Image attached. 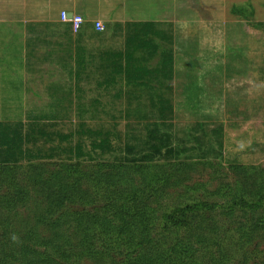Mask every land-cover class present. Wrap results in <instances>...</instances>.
I'll list each match as a JSON object with an SVG mask.
<instances>
[{
	"label": "trees",
	"instance_id": "16d2710c",
	"mask_svg": "<svg viewBox=\"0 0 264 264\" xmlns=\"http://www.w3.org/2000/svg\"><path fill=\"white\" fill-rule=\"evenodd\" d=\"M158 24L154 20L107 22L105 27L125 36L126 51L109 50L106 62L102 54V66L84 55L77 64L79 73L104 68L108 86H118L121 79L129 86L149 89L150 110L134 107L135 100L141 105L144 96L126 90L128 103L123 111L128 118L151 119L144 142L116 141L110 131L83 122L64 132L55 128L56 123L0 120V186L7 185L5 192L0 191V264H209L205 257L209 254L210 261L225 264L222 239L206 233L213 221L210 210L220 203L218 196L227 199L224 206L230 215L237 210L258 214L254 226L243 230V243L260 233L264 236V167L228 158L236 174L235 187L227 184L212 191L213 203L174 201L171 187L176 198H182L186 175L182 178L180 172L195 165L179 159L184 145L167 127L172 126L167 120L174 117L167 93L173 90L176 57L173 49L162 50L155 41L161 34ZM250 25L264 30V20H252ZM157 55L158 62L149 65ZM192 88L187 92L189 100L198 87ZM154 117L158 119L152 121ZM40 163H55L59 169L40 167ZM86 163L99 168L84 171L81 165ZM17 167H22L21 174ZM133 167L143 178L130 174ZM166 196L167 203L162 201ZM213 229L219 232L215 224ZM209 247L212 251L203 253ZM215 249L221 253L220 261L215 260Z\"/></svg>",
	"mask_w": 264,
	"mask_h": 264
},
{
	"label": "rangeland",
	"instance_id": "374dc122",
	"mask_svg": "<svg viewBox=\"0 0 264 264\" xmlns=\"http://www.w3.org/2000/svg\"><path fill=\"white\" fill-rule=\"evenodd\" d=\"M35 5L34 2L0 0V27H21L23 22L40 20L34 17ZM235 6L242 12L237 11V8L234 10ZM108 8V16L102 19L105 24V20L111 23L157 21V31L168 39L162 38L160 34V38L157 37L155 41L162 50L174 51L177 73L171 82L173 90L167 93L174 104V117L167 120V123L172 124L167 127L172 128L175 137L184 145L179 159L192 161L195 165L180 172L182 178L186 175L180 188L184 194L182 198H176L175 188L171 187L174 201L184 203L204 199L213 203L212 191L227 184L235 187L236 174L227 164L230 160L264 167V30L250 25L252 20H264V0H109ZM13 36L0 33V77H3L0 78V120L56 123L55 128L64 132L74 131L83 122L92 128L110 131L115 134L113 137L116 141L117 138L122 142L132 138L131 142L145 141L147 131L151 129V119L128 118L123 113L128 103L127 95L116 87L100 89L97 81L85 80L80 82L83 97L72 96L73 104L70 106V99L60 93V99L66 106H57V109L45 107L44 104L52 98L48 94L38 96L37 93H41L39 89L37 93L32 90L37 83L34 79L28 82L30 89L24 92L15 90L13 81H6V77H58L52 83L68 85L72 75L68 69L65 71L58 66H45L41 72L22 71L20 74L12 72L16 68L4 67L5 63L15 58L3 59V53L8 48L16 50L20 45L18 41L21 40L18 38L15 43L9 40ZM89 43H94L93 39ZM124 43L125 36L118 33L108 34L102 45L120 48ZM159 57L157 55L150 60L149 65H155ZM192 86L198 88L192 100H189L187 92L194 91ZM134 91L144 97L141 105L135 100L133 106L150 110L146 98L149 89L141 85ZM78 103L85 104L88 111L79 112ZM43 107L55 111L37 113ZM157 119L154 117L152 121ZM200 123L203 126L201 128ZM196 138L200 139V143ZM220 143L223 146L221 150ZM141 148L142 145L135 151ZM202 158L212 160H200ZM52 164L55 163H40L39 166L58 171L59 168ZM81 166L84 171L99 168V164L86 163ZM21 170L22 167H17V174H21ZM129 171L137 179L143 178L137 167ZM184 185L187 187L184 188ZM6 188L7 185H1L0 191L5 192ZM218 198L220 203L210 210L213 219L210 221L219 227V232L209 222L206 233L222 239L225 264H264L263 234L255 236L250 242L243 243L240 240L243 230L255 223L258 214L256 216L237 210L230 215L224 206L227 199ZM163 199L165 203L170 201L167 196ZM157 223L160 228L161 221L157 220ZM210 251L211 247L203 250V253L209 254ZM215 251V260L220 261L221 253L217 249ZM205 257L207 263L219 264L210 261L211 254Z\"/></svg>",
	"mask_w": 264,
	"mask_h": 264
},
{
	"label": "crops",
	"instance_id": "0c3cea01",
	"mask_svg": "<svg viewBox=\"0 0 264 264\" xmlns=\"http://www.w3.org/2000/svg\"><path fill=\"white\" fill-rule=\"evenodd\" d=\"M21 2H34L36 3L35 7V16L40 20H29L23 22L21 27H0V33L12 34L13 39H9L12 43H15V39H20L18 41V48L16 50L7 49L3 53V59L15 58V60H9L4 64V67L16 68V71L12 72H41L44 67L48 66H58L66 71L71 73L68 81V85H65L62 82L52 83L58 79V77H6V81L12 80L15 90L26 91L30 89L28 82H32L33 79L37 82L32 90H35L38 96H47L49 95L52 98L45 107H51L57 109V106H66L64 101H61L59 94L62 93L63 96L70 99V106L73 104L71 102L72 96L83 97V89L80 82L85 80L88 81H97L98 88L100 89H109L110 87H116L124 92L128 90L134 91L136 87L134 85H127L126 80L119 79L120 86H108L106 85L107 72H103L104 68L101 70L93 69L87 70L79 73V68L77 64L78 60L82 59V55L86 59L91 60L94 57L96 65L102 66L101 55L107 57V52L109 50H115L119 47L112 46L107 47L102 45L104 38L108 34H118L121 33L117 29L110 27H105V31L97 30L95 27V20L105 19L108 15L109 0H20ZM113 1V0H111ZM125 2L126 0H119ZM62 11H67L73 14H80L84 17L85 22L83 23L81 29L78 32L73 30L70 21H64L61 18ZM51 19V21H49ZM130 21V20H127ZM125 21V22H127ZM107 23L108 21L105 20ZM123 22V21H121ZM104 23V21H103ZM124 23V22H123ZM104 25H106L104 23ZM125 27L122 28V33H125ZM22 35V36H20ZM123 35V34H122ZM94 43H89L90 40ZM8 43L6 46H9ZM91 44V45H90ZM125 45V44H124ZM120 47V52L125 50V46ZM126 51V50H125ZM85 53V54H84ZM93 54V56H91ZM109 57H107L104 61ZM104 66L107 64L104 63ZM5 74L7 73L6 69ZM13 70V69H12ZM100 71V72H99ZM87 77V78H86ZM90 77H94L90 78ZM3 79V77H0ZM118 79V78H117ZM1 81V80H0ZM3 85V84H1ZM4 86V85H3ZM39 89V90H37ZM32 93L34 91H31ZM54 93V94H50ZM126 93V92H125ZM60 100V101H59ZM79 104V103H78ZM81 105V103L79 104ZM40 109L37 113H54L55 109ZM79 112H87V108L79 106ZM83 109L85 111H83ZM51 111V112H50Z\"/></svg>",
	"mask_w": 264,
	"mask_h": 264
},
{
	"label": "built area",
	"instance_id": "2783aa9c",
	"mask_svg": "<svg viewBox=\"0 0 264 264\" xmlns=\"http://www.w3.org/2000/svg\"><path fill=\"white\" fill-rule=\"evenodd\" d=\"M61 18L64 21H70L75 32H78L81 29L83 23L85 22L84 17L80 14H73L72 17L69 18L67 11H62ZM95 27L97 30L100 31L105 29V25L101 20H95Z\"/></svg>",
	"mask_w": 264,
	"mask_h": 264
},
{
	"label": "water",
	"instance_id": "95a60500",
	"mask_svg": "<svg viewBox=\"0 0 264 264\" xmlns=\"http://www.w3.org/2000/svg\"><path fill=\"white\" fill-rule=\"evenodd\" d=\"M72 15H73V13H69L68 17H69V18H71V17H72Z\"/></svg>",
	"mask_w": 264,
	"mask_h": 264
}]
</instances>
